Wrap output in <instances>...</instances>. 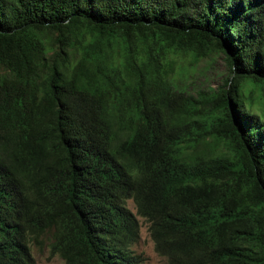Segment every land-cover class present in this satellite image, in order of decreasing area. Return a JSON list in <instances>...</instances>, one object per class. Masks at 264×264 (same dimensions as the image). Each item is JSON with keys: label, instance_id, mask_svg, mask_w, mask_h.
<instances>
[{"label": "trees", "instance_id": "trees-1", "mask_svg": "<svg viewBox=\"0 0 264 264\" xmlns=\"http://www.w3.org/2000/svg\"><path fill=\"white\" fill-rule=\"evenodd\" d=\"M216 53L223 86L183 89ZM254 95L264 0H0V264L48 231L65 264H141L136 216L167 264H264Z\"/></svg>", "mask_w": 264, "mask_h": 264}, {"label": "rangeland", "instance_id": "rangeland-1", "mask_svg": "<svg viewBox=\"0 0 264 264\" xmlns=\"http://www.w3.org/2000/svg\"><path fill=\"white\" fill-rule=\"evenodd\" d=\"M183 66V71L178 77L181 87L189 92H195L207 87L218 88L223 86L224 81L229 77V71L223 54L216 53L210 57L194 61L190 58L177 59ZM254 106L253 112L262 116L264 120V99L252 96ZM212 143V142H211ZM213 145V144H212ZM126 207L136 213L135 206L131 200L126 201ZM139 223V236L137 243L131 249L141 259V264H167L166 259L159 255L149 235L148 223L136 216ZM52 231L46 232L38 240L31 242V253L33 262L31 264H65L59 256H50V243Z\"/></svg>", "mask_w": 264, "mask_h": 264}, {"label": "clouds", "instance_id": "clouds-1", "mask_svg": "<svg viewBox=\"0 0 264 264\" xmlns=\"http://www.w3.org/2000/svg\"><path fill=\"white\" fill-rule=\"evenodd\" d=\"M132 202H133V200L132 199H130ZM134 204V203H133ZM134 206H135V204H134ZM136 209V208H135ZM136 214V213H135ZM142 218V217H141ZM144 219V218H143ZM145 220V219H144Z\"/></svg>", "mask_w": 264, "mask_h": 264}]
</instances>
